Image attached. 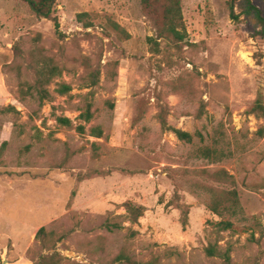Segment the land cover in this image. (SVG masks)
I'll list each match as a JSON object with an SVG mask.
<instances>
[{
	"label": "rangeland",
	"instance_id": "rangeland-1",
	"mask_svg": "<svg viewBox=\"0 0 264 264\" xmlns=\"http://www.w3.org/2000/svg\"><path fill=\"white\" fill-rule=\"evenodd\" d=\"M252 2L264 14V0ZM182 6L188 36L175 47L158 39L141 0H57L59 29L21 0H0V264H34L38 253H53L36 250L42 227L66 235L55 250L73 263L113 264L133 230L131 253L140 261L222 264L204 252L220 221L234 224L219 246L232 247L235 264H264V120L248 115L264 94V40L254 22L232 19L230 0ZM79 13L106 14L132 38L121 40L97 20L86 29ZM36 54L53 58L64 70L58 82L73 87L72 98L55 95L41 112L19 95L21 83L34 81L27 63ZM84 57L101 66L95 88L85 87ZM87 104L90 123L81 116ZM9 106L18 112L2 111ZM162 108L169 126L191 133L192 142L162 129ZM58 116L73 125L61 126ZM92 127L104 136L93 137ZM219 171L233 181L212 178ZM193 183L235 191L236 216L213 215L211 194L195 192ZM126 203L144 209L139 224L119 220L123 229L112 235L99 228L107 217L127 215ZM103 236L105 251L95 253Z\"/></svg>",
	"mask_w": 264,
	"mask_h": 264
},
{
	"label": "trees",
	"instance_id": "trees-1",
	"mask_svg": "<svg viewBox=\"0 0 264 264\" xmlns=\"http://www.w3.org/2000/svg\"><path fill=\"white\" fill-rule=\"evenodd\" d=\"M35 15L40 18L53 20L57 29L60 28V23L57 18V0H21ZM143 10L145 14L154 22L158 30V39L166 40L170 45L174 44L175 47L183 44L188 36L186 26L184 23L182 0H141ZM238 8L239 14L235 13ZM230 10L233 20H239L240 17L250 20L255 24L256 35L264 40V14L252 0H230ZM78 23L82 24L84 28L90 29L95 27V21H100L103 24L104 30L116 34L121 40H130L131 34L121 26L112 17L106 14H91V13H79L77 15ZM148 44L152 53H160V43L157 38L149 37ZM20 54V52H18ZM95 60L90 57L82 58V64L85 69V75L83 76L84 84L86 88H95L100 84L102 70L99 63H95ZM117 66V63L115 64ZM28 69L34 75V81H25L21 83L19 88V95L21 102L28 106L38 103L39 111L44 108L46 104H52L55 101V95L61 97L72 98L73 87L66 82H58V79L63 75V69L56 63V61L42 54H36L27 63ZM55 86L52 92L50 87ZM2 111L6 112H18L14 107L9 106ZM38 112L35 116L38 117ZM248 115L255 116L257 119L264 120V94L260 93L255 102L251 105ZM86 123H90L93 120L92 105L87 104L84 113L81 115ZM34 118V117H33ZM158 119L161 123V127L164 131L172 132L180 141L190 143L193 140L191 133L173 128L169 126L166 118V110L162 108L158 115ZM58 124L64 127H71L73 122L66 116H58L56 118ZM39 134L42 131L36 128ZM78 132L81 134L86 133L85 126L78 127ZM91 134L95 138L101 139L104 133L100 127H92ZM264 134V129H261V135ZM213 151L210 149L205 151V156H213ZM207 174V172H205ZM212 178L220 182H231V177L226 171H219L215 173ZM192 188L195 192L210 193L211 202L208 205L209 211L213 215L219 217H225L227 215L236 216L239 210V199L235 191L223 192L212 189L209 186L199 183H193ZM176 201L179 203L181 196L178 189L175 193ZM127 215L114 218L107 217L100 225L99 228L104 229L108 234L112 235L116 231L123 229V224L119 220H126L132 224H139L140 220L144 217L145 211L143 208L134 206L130 203L124 205ZM189 217V208L184 206L182 211V223L187 225ZM234 224L231 221H220L216 225L217 239L214 243H211L204 249V252L208 258H218L222 261V264H235L232 259V247L222 249L219 246L220 236L222 233L232 230ZM139 233L137 231L130 230L126 236L125 244L120 248L119 252L114 256L113 264H161V256H154L150 261H140L136 255L131 253L130 241L135 240ZM66 235L59 237L53 228L50 230L47 227H42L36 236L37 249L45 251H54L51 254L38 253L36 257H32L34 264H78L70 262L68 258L63 257L57 252L56 246L60 243ZM106 236L100 237V244L95 253L104 252L105 244L102 241L106 240ZM34 251V250H33ZM32 251V253H33ZM37 254V252H36ZM172 255V254H169Z\"/></svg>",
	"mask_w": 264,
	"mask_h": 264
}]
</instances>
